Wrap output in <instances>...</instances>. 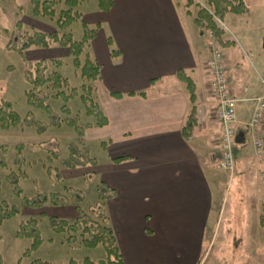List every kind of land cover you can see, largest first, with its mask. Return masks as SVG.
Segmentation results:
<instances>
[{"label":"crops","instance_id":"0c3cea01","mask_svg":"<svg viewBox=\"0 0 264 264\" xmlns=\"http://www.w3.org/2000/svg\"><path fill=\"white\" fill-rule=\"evenodd\" d=\"M239 1L247 13L227 14L220 22L229 86L237 104L248 108L246 117L236 112L232 173L213 168L220 126L213 114L204 33L193 20L203 0L189 7L187 0H113L106 12L97 4L91 18L80 13L89 28H98L87 53L100 68L91 85L107 119L103 127L86 128L83 140L100 143L107 161L77 168L114 192L105 202L106 213L124 264H200L212 243L232 255L240 247L245 253L264 247V151L255 155L249 131L254 99L264 97V0ZM179 72L196 87L198 128L189 141L182 136L189 94ZM257 137L264 144V113ZM225 181L235 187L232 201L243 198L242 213L237 215L236 207L231 220L242 222L249 237L245 245L235 227L219 237Z\"/></svg>","mask_w":264,"mask_h":264},{"label":"rangeland","instance_id":"374dc122","mask_svg":"<svg viewBox=\"0 0 264 264\" xmlns=\"http://www.w3.org/2000/svg\"><path fill=\"white\" fill-rule=\"evenodd\" d=\"M96 8L97 0H89L79 4L76 10L82 14L88 13V17L91 18L90 15ZM63 9H65L63 3H56L54 17L35 18L32 15L31 0H0V105L9 103L11 111L19 116L21 122L19 126L7 129L0 126V205L6 203L9 208L15 207L19 210L16 216L5 220L0 226L1 264H30L37 260L49 264L70 262L83 264L86 259L98 264L107 258L102 245L95 248L84 247L79 240L80 234H77L73 241H69L68 238L73 236L69 232L54 231L51 221L64 219L72 223L78 217L76 211L78 208L80 213L90 217L94 222L103 223L102 219L97 218L98 211L95 212L101 203L97 191L99 184L97 178L92 173H86L88 170L84 168H68L64 165L70 154L76 153L73 147L69 148L70 145L78 150L74 156L77 161L93 159L99 164L107 161V154L100 143H86L87 150L82 151V146L77 143L75 130L66 124L75 119L78 126L83 128L87 124H95L94 116L88 112L87 106L91 104L90 101L84 102L80 97L81 95L88 97L87 92L79 89L82 85L90 83L81 77L79 69L72 64V57L58 44L49 43L46 48L32 46L23 53L19 52L25 43L26 34L37 32L51 35L57 31L56 20ZM218 26L222 25L218 23ZM227 27L231 31L229 26ZM254 27L257 29L261 26ZM66 32L71 35L73 41H81L83 36L81 22H74ZM58 35L61 36L60 32ZM40 61L47 68L46 76L58 73L66 79V88H62L66 95L70 94L71 89H79L76 97L65 99L62 95L53 97L54 91L47 85L43 91L48 95L45 105L48 106L49 112L32 107L27 98L31 88L25 79V70L30 64ZM55 61H59L60 65L57 66ZM261 77L264 80L263 74ZM258 82L262 86V82L259 80ZM243 105V103L236 105L237 116L241 112L247 116L248 108L244 110ZM213 168L218 170L216 164ZM80 174L82 176H76ZM16 190H20L19 195L16 194ZM224 190L222 214L225 210V215L219 221L221 224L219 237L226 235V229L235 227L236 238L245 245L249 237L244 236L242 222L231 220L236 207L237 215L242 213L243 198L237 202L229 198L235 187L230 186L227 181ZM52 194L61 195L69 203L68 206L51 207L47 204L42 208H29L25 204L26 200L41 196L49 198ZM261 196L264 197V188ZM29 219L37 221L41 244L35 251L24 255L31 247L32 240L17 237V232L20 225ZM256 226L257 224L252 226L251 235L256 234ZM234 244L236 243L233 242ZM211 245L200 264H264V247L254 246L251 249L258 252L247 253L244 252V247L243 249L240 247L232 255L228 248L220 250L218 243L215 246L213 243Z\"/></svg>","mask_w":264,"mask_h":264},{"label":"trees","instance_id":"16d2710c","mask_svg":"<svg viewBox=\"0 0 264 264\" xmlns=\"http://www.w3.org/2000/svg\"><path fill=\"white\" fill-rule=\"evenodd\" d=\"M89 0H56L55 2H47L41 0H31L32 15L33 17H54L55 10L54 5L56 3H63L65 9L61 10L56 20L57 31L50 34L37 33L26 34L24 36L25 43L19 49L20 53L27 50L32 46L46 48L49 43L58 44L65 48L68 54L72 57V64L75 68L79 69L81 77L86 80L88 85H82L79 89L86 91L88 97L81 95L84 100L90 101L89 115H93L95 118V124H87L84 128L78 126L77 119L66 122V124L75 130L77 135L78 144L82 146V151H86L87 148L84 144L83 135L84 130L91 126L103 127L107 124V119L101 111L96 95L95 89L91 85L92 81L99 78L100 68L99 66L89 58L86 51L89 43L96 36L98 28H89L82 19L81 14L76 10L79 4ZM113 0H97L98 9L101 12L108 11L112 6ZM193 5V0H187L186 6ZM197 12L194 15V24L200 33H204L206 29L215 33L217 44L221 47V36L224 31L218 26L219 22H222L227 14L242 15L247 13V9L244 4L239 0H203V6L196 5ZM81 22L83 28V36L81 41H73L71 35L66 30L74 23ZM219 21V22H218ZM58 32L61 36L59 37ZM86 51V53H85ZM113 56L118 55L117 51H112ZM83 56V60L81 57ZM57 66L60 65L59 61L54 62ZM47 68L43 62H36L30 64L25 70V79L30 86V91L27 93L28 102L32 107L42 108L49 112L48 106L45 105L48 95L44 93L43 89L49 85L54 91L53 97L59 95L64 96L65 99L73 98L78 95L79 89H71L70 94L66 95L62 88H66L67 82L60 74L52 73L46 76ZM177 77L182 81L189 94L190 108L185 122L182 126V136L186 141H189L198 128V107L196 97V87L194 83L186 77L183 73L179 72ZM93 99H90L92 98ZM114 97H120V95H114ZM21 124L19 116L11 111V105L9 103H3L0 105V126L3 129L9 127H17ZM74 148L76 153H71L68 160L64 161V165L68 168L86 167L88 165H95L93 159H83V161H77L74 156L78 150L75 146L70 145V149ZM80 157V156H79ZM97 191L101 203L95 212L98 211L97 218L102 219L103 223L94 222L90 217L80 213L78 208L76 211L78 217L72 222L68 223L66 220H53L52 227L54 231L62 233L69 232L72 237L68 238L69 241H73L77 234H80V242L84 247L95 248L98 245H102L106 251L107 258L98 264H124L122 255L119 251L115 233L109 223V218L106 213L105 202L114 196L113 190L108 189L104 184L99 183ZM16 194H20V190H16ZM79 201L81 198L78 199ZM25 204L29 208H42L49 204L53 207L68 206V202L59 194H52L47 197H36L31 200H26ZM19 213V210L15 207L9 208L6 203L0 205V226L1 224ZM260 225L264 228V208L260 216ZM19 238H29L32 240L31 247L24 253L28 255L30 252L35 251L41 244V239L37 229V221L29 219L25 223L20 225L17 232ZM1 264V257H0ZM19 264V263H18ZM30 264H49L40 260L34 261ZM70 264H77L70 262ZM83 264H94L88 259L84 260Z\"/></svg>","mask_w":264,"mask_h":264},{"label":"built area","instance_id":"2783aa9c","mask_svg":"<svg viewBox=\"0 0 264 264\" xmlns=\"http://www.w3.org/2000/svg\"><path fill=\"white\" fill-rule=\"evenodd\" d=\"M219 22V21H218ZM220 23V22H219ZM205 45L209 53L206 63L207 74L210 78V93L214 101L213 114L220 126L219 155L217 168L219 171L232 172L234 161L232 154L233 139L235 136L237 100L231 92L226 71L223 65V54L217 44L215 33L204 31ZM255 108L249 123V131L253 138V149L257 157L264 151L263 141L257 134L263 128L264 97L254 99Z\"/></svg>","mask_w":264,"mask_h":264}]
</instances>
